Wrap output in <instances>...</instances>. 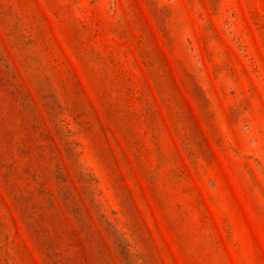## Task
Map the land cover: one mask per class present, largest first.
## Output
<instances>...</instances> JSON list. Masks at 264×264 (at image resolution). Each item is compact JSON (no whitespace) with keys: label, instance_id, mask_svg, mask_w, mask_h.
<instances>
[{"label":"rangeland","instance_id":"374dc122","mask_svg":"<svg viewBox=\"0 0 264 264\" xmlns=\"http://www.w3.org/2000/svg\"><path fill=\"white\" fill-rule=\"evenodd\" d=\"M0 264H264V0H0Z\"/></svg>","mask_w":264,"mask_h":264}]
</instances>
